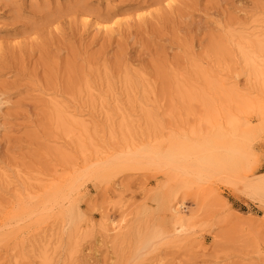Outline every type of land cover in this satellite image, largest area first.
<instances>
[{
  "label": "rangeland",
  "instance_id": "1",
  "mask_svg": "<svg viewBox=\"0 0 264 264\" xmlns=\"http://www.w3.org/2000/svg\"><path fill=\"white\" fill-rule=\"evenodd\" d=\"M261 26L264 0H0V264H264V198L243 187L264 178V47L233 42ZM230 120L254 166L222 164ZM140 148L158 163L96 178ZM74 178L65 214L13 221ZM181 203L193 236H158Z\"/></svg>",
  "mask_w": 264,
  "mask_h": 264
},
{
  "label": "bare ground",
  "instance_id": "2",
  "mask_svg": "<svg viewBox=\"0 0 264 264\" xmlns=\"http://www.w3.org/2000/svg\"><path fill=\"white\" fill-rule=\"evenodd\" d=\"M53 21V20H52ZM85 24H89V22H85ZM114 24V23H113ZM97 26H102L104 29H110V27L107 25V23H96ZM240 37H238V40H233L235 42V45H238V43L242 42L245 47L244 49H249V46L254 44L259 47H264V26H261L256 31L243 35L239 34ZM244 41H252V42H244ZM233 44V43H232ZM240 45V44H239ZM250 56V55H249ZM247 55V57H249ZM257 71L260 72L258 68H255ZM234 91H239L240 87L238 86L237 82L234 83ZM56 88V87H55ZM114 100H117L115 97H113ZM1 101V100H0ZM52 103H54L55 109L58 107V104L56 101L52 100ZM1 104V103H0ZM57 112L61 113L60 109L57 108ZM75 118H77L76 114H73ZM264 121V113L262 117ZM224 126V125H223ZM222 126V127H223ZM242 124L230 120L227 123V126H224L222 130H219L218 132V143L223 148L224 153L222 155V164L224 165V161L226 163H231L237 166L240 169H244L242 165H244V159H249V164L251 166H254V163L256 162L255 153L253 152V149L249 147L248 143L241 144L240 141L244 140L246 142L247 137H243V129ZM230 142L233 144L232 149L235 151L226 150L224 147L228 146ZM185 146L188 147V144ZM244 148L245 152H243L241 155L238 156V152L240 149ZM135 150V149H134ZM128 151L122 155L117 156H108L105 157L102 161L99 162L100 168L96 170V173L98 174L96 176L105 179L110 178L113 176L117 171H121L124 169V167L130 168V169H136V167H153L158 163V160L160 158V152L151 148V149H145L140 148L136 151ZM186 152L188 153V148L186 149ZM103 158V157H100ZM243 159V160H242ZM1 174V172H0ZM2 175V174H1ZM236 177V178H235ZM233 179H230L232 183H238L240 182V178L235 176ZM70 180V179H69ZM66 182L65 185H57L54 189L43 193L42 195L33 196L34 194L28 193L24 194L22 197H19V203L17 207L18 214L11 217L13 221L19 222V220H27L28 218L32 220V218L40 217L37 220L41 222H45V220L53 214V211L57 209L56 214H65L64 209L67 207V203H65V200L68 199L72 195H76L80 192V178H74V180H70ZM242 182V181H241ZM232 185V184H231ZM244 192H247L246 194L249 195V197H256V198H264V178L258 180V181H250L249 179H246L245 182H243ZM29 191V190H28ZM76 201H71L69 204V208L71 206V210L67 212V215H76L81 216V207L77 206ZM170 201L167 200L166 204H169ZM183 208V203L180 205L173 206L172 204L169 205V212L170 219L172 220L171 226L170 224L167 226V228H156V234L158 236H163L164 234L171 238L173 242L183 241L182 238H191L193 234L190 232L191 222L189 216H186L182 214L181 209ZM58 212V213H57ZM10 218V219H11ZM142 222V221H139ZM11 224V223H9ZM120 224L113 221V226L111 228V231H115L119 228ZM165 229V230H164Z\"/></svg>",
  "mask_w": 264,
  "mask_h": 264
}]
</instances>
